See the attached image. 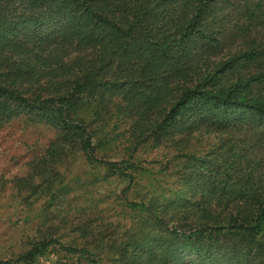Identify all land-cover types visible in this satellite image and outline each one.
<instances>
[{"label": "trees", "instance_id": "16d2710c", "mask_svg": "<svg viewBox=\"0 0 264 264\" xmlns=\"http://www.w3.org/2000/svg\"><path fill=\"white\" fill-rule=\"evenodd\" d=\"M19 116L55 130L42 173L81 154L127 181L119 204L138 219L111 245L92 217L73 244L45 228L0 264H35L53 246L57 264H264V0H0V129ZM108 137L129 144L126 159L98 156ZM147 144L188 163L189 197L168 219L127 197ZM57 180L20 182L54 198Z\"/></svg>", "mask_w": 264, "mask_h": 264}, {"label": "rangeland", "instance_id": "374dc122", "mask_svg": "<svg viewBox=\"0 0 264 264\" xmlns=\"http://www.w3.org/2000/svg\"><path fill=\"white\" fill-rule=\"evenodd\" d=\"M54 140L55 130L52 127L32 123L25 116L14 118L0 129V260L16 258L30 241L40 236L38 231L45 228L51 229L54 239L73 244L76 240L73 229L76 230V226L84 222L83 219L92 217L95 225L99 223L102 243L111 245L113 241L122 239L126 232H132L131 221L135 217L138 219L119 204L127 181L108 175L102 167L86 164L81 154L65 153L52 167L46 165L42 173L36 162L45 155ZM107 140V147L101 148L98 156L111 162L126 159L128 151L124 149L129 144L123 143L120 138L113 140L108 137ZM196 147L204 146L196 141ZM208 148L205 147V150ZM134 153L132 162L135 161V169L132 174L136 183L127 197L137 203L157 205V214L170 218L180 211L173 204L181 197H189L184 194L187 190L179 182L189 169L187 160L182 157L184 153L151 144L139 146ZM54 172L59 177L55 182L54 198H51L52 192L30 196V188L20 182L27 179L30 184H39L44 179H50ZM25 196H29V205L23 202ZM103 222L106 228L102 226ZM91 226L94 227L93 224ZM210 253L222 261L217 249ZM185 257L188 261L199 260L208 264L207 259H199L195 255L186 253ZM63 259V253L53 246L40 255L35 264H57Z\"/></svg>", "mask_w": 264, "mask_h": 264}]
</instances>
